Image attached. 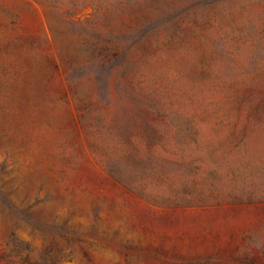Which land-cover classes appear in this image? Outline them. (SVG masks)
I'll list each match as a JSON object with an SVG mask.
<instances>
[{
	"label": "rangeland",
	"instance_id": "1",
	"mask_svg": "<svg viewBox=\"0 0 264 264\" xmlns=\"http://www.w3.org/2000/svg\"><path fill=\"white\" fill-rule=\"evenodd\" d=\"M0 264H264V0H0Z\"/></svg>",
	"mask_w": 264,
	"mask_h": 264
}]
</instances>
